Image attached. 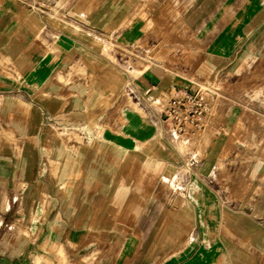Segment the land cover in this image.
<instances>
[{"label": "crops", "instance_id": "0c3cea01", "mask_svg": "<svg viewBox=\"0 0 264 264\" xmlns=\"http://www.w3.org/2000/svg\"><path fill=\"white\" fill-rule=\"evenodd\" d=\"M243 85H264V0H0V264H264ZM200 88L183 154L158 105Z\"/></svg>", "mask_w": 264, "mask_h": 264}, {"label": "built area", "instance_id": "2783aa9c", "mask_svg": "<svg viewBox=\"0 0 264 264\" xmlns=\"http://www.w3.org/2000/svg\"><path fill=\"white\" fill-rule=\"evenodd\" d=\"M214 92L209 88L194 92L179 89L165 105H158L164 132L172 142L190 138L205 129L217 96Z\"/></svg>", "mask_w": 264, "mask_h": 264}, {"label": "rangeland", "instance_id": "374dc122", "mask_svg": "<svg viewBox=\"0 0 264 264\" xmlns=\"http://www.w3.org/2000/svg\"><path fill=\"white\" fill-rule=\"evenodd\" d=\"M150 26H153L152 23H150ZM165 38H161V37H152L150 38V41L147 43V48L150 46L152 47L154 44H159L160 41H162V43L164 42ZM140 47H144V45L141 43ZM137 48V47H136ZM134 54L136 53H132L130 54V56L132 57ZM148 57H153L154 53L153 52H148L147 53ZM232 92V91H231ZM241 92L247 96L248 100L249 98L252 99H259L261 98V101H259V104H261V106L264 108V102L262 101L264 99V85L263 86H250V85H243ZM250 93L252 94V96L250 95ZM261 102V103H260ZM257 132L259 133H263L264 134V124L263 123H259V126L257 128ZM179 145L181 146L183 143H186L187 147H185L184 149H181V152L184 154L187 151H189L191 149V140H189V138H184L181 141H179ZM166 183V181H164Z\"/></svg>", "mask_w": 264, "mask_h": 264}]
</instances>
